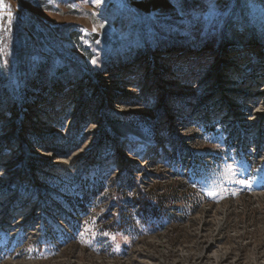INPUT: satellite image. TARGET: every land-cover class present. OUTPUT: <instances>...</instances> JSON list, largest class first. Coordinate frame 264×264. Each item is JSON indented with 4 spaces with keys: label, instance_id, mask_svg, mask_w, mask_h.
Returning a JSON list of instances; mask_svg holds the SVG:
<instances>
[{
    "label": "rangeland",
    "instance_id": "obj_1",
    "mask_svg": "<svg viewBox=\"0 0 264 264\" xmlns=\"http://www.w3.org/2000/svg\"><path fill=\"white\" fill-rule=\"evenodd\" d=\"M0 264H264V0H2Z\"/></svg>",
    "mask_w": 264,
    "mask_h": 264
},
{
    "label": "trees",
    "instance_id": "obj_2",
    "mask_svg": "<svg viewBox=\"0 0 264 264\" xmlns=\"http://www.w3.org/2000/svg\"><path fill=\"white\" fill-rule=\"evenodd\" d=\"M193 166H195V164H192ZM163 190V189H161ZM144 193L143 192H139L138 196H137V202H141L142 200L144 201L145 205L148 204V206H150V210H152V212L155 213L156 217H160V213H161V208H163L162 206L164 204H166L167 199L165 198V192H163V194H152L150 192H147L146 195H144V197L142 196ZM146 196H149V198H146ZM174 202L177 201H181V199L179 198H173L172 199ZM151 201L154 202V204H151ZM118 218H122L120 221L121 222H125L126 220H128V215L127 214H123V212H120L118 214Z\"/></svg>",
    "mask_w": 264,
    "mask_h": 264
},
{
    "label": "bare ground",
    "instance_id": "obj_3",
    "mask_svg": "<svg viewBox=\"0 0 264 264\" xmlns=\"http://www.w3.org/2000/svg\"><path fill=\"white\" fill-rule=\"evenodd\" d=\"M173 83H176V81L173 82ZM152 147H153V146H152ZM142 149H143V148L140 147V151H141ZM57 161H62V160H57ZM142 163L147 164V163H145V162H142Z\"/></svg>",
    "mask_w": 264,
    "mask_h": 264
},
{
    "label": "snow or ice",
    "instance_id": "obj_4",
    "mask_svg": "<svg viewBox=\"0 0 264 264\" xmlns=\"http://www.w3.org/2000/svg\"><path fill=\"white\" fill-rule=\"evenodd\" d=\"M0 3H2V0H0ZM93 63H95V61H93Z\"/></svg>",
    "mask_w": 264,
    "mask_h": 264
}]
</instances>
